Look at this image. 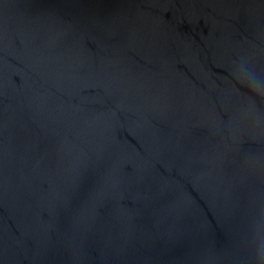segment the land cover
<instances>
[{"label":"water","instance_id":"water-1","mask_svg":"<svg viewBox=\"0 0 264 264\" xmlns=\"http://www.w3.org/2000/svg\"><path fill=\"white\" fill-rule=\"evenodd\" d=\"M0 264H264V0H0Z\"/></svg>","mask_w":264,"mask_h":264}]
</instances>
